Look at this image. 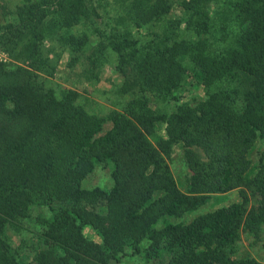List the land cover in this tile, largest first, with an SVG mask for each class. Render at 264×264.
<instances>
[{
    "label": "trees",
    "instance_id": "trees-1",
    "mask_svg": "<svg viewBox=\"0 0 264 264\" xmlns=\"http://www.w3.org/2000/svg\"><path fill=\"white\" fill-rule=\"evenodd\" d=\"M115 4L103 25L89 0L0 11V51L19 63L0 60V264H121L129 252L144 264H254L238 243L241 231L264 229V163L248 158L264 143V0H179L178 17L172 0ZM61 52L70 66L84 53L93 68L114 58L131 81L123 109L88 112L76 91L53 83ZM193 82L204 93L194 106L182 101ZM178 144L185 192L167 163ZM109 163V189L82 187ZM234 189L240 202L170 221ZM37 207L49 216L37 217L26 256L7 231Z\"/></svg>",
    "mask_w": 264,
    "mask_h": 264
},
{
    "label": "rangeland",
    "instance_id": "rangeland-1",
    "mask_svg": "<svg viewBox=\"0 0 264 264\" xmlns=\"http://www.w3.org/2000/svg\"><path fill=\"white\" fill-rule=\"evenodd\" d=\"M117 0H89L90 6L93 9V15L98 25H103L107 22H111L110 17L115 15ZM173 8L170 12L171 17H178L179 13V0H172ZM21 3V0H0V11L10 12ZM102 5V6H100ZM45 49L47 53L59 52L61 49L53 43H45ZM53 49V50H52ZM61 58L57 71L52 76V82L64 86L68 89H72L78 94V102L88 112L99 113L105 115L110 110L121 111L129 98V95L125 93L126 89L131 86L130 79H123L112 68L114 66V58H111L108 66L99 68H93L88 60V53H84L73 65H69L70 56L66 52H61ZM0 60L5 63H15L11 60L7 54L0 51ZM186 88L183 94L182 101L194 106L203 99L204 93L201 86H196L193 82ZM110 129V123H105L100 134H104ZM155 133L160 136H164V126L159 125L156 128ZM153 140V138H151ZM183 147L181 145H175L171 151L169 158L167 159L168 166L172 173V176L180 191L185 192L186 185L190 176L184 157ZM248 158L251 166L256 167L260 163H264V143L262 141H256L252 149L249 152ZM112 164L102 167L96 166L93 173L86 177L82 181V187L85 189L101 188L109 189L112 180L110 178V171ZM225 197L224 202L219 205L206 204L192 214L185 215L178 219H170L173 223H188L198 215L204 214L213 210L219 206H227L232 203L240 202V194L238 189L229 191L223 195ZM255 204V199H250L247 208L249 209ZM48 217L49 212L44 207L33 208L30 217L25 219L20 228H10L7 231V236L11 239L15 245H20L26 251V256L29 255V250L32 242V238L35 233L40 229L37 224V217ZM84 235L96 243H100V239L92 232L91 229L85 228ZM238 250L240 254H247L254 260V264H264V229L258 238L248 235L246 231H241L240 241L238 243ZM129 254L123 258L121 264H144L145 260L139 256ZM24 256L23 259L26 258ZM165 263V259L159 261ZM151 264H157L152 262Z\"/></svg>",
    "mask_w": 264,
    "mask_h": 264
}]
</instances>
